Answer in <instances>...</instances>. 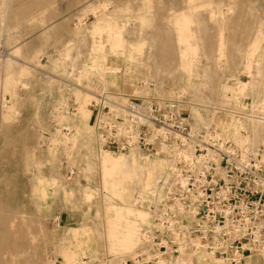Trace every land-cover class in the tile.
Masks as SVG:
<instances>
[{
    "label": "rangeland",
    "instance_id": "1",
    "mask_svg": "<svg viewBox=\"0 0 264 264\" xmlns=\"http://www.w3.org/2000/svg\"><path fill=\"white\" fill-rule=\"evenodd\" d=\"M98 79L153 82L195 129L259 145L264 124L217 110L237 105L225 93L264 99V0H0V264H120L137 249L150 214L136 197L167 163L100 159L82 88ZM69 107L73 132L52 130Z\"/></svg>",
    "mask_w": 264,
    "mask_h": 264
},
{
    "label": "built area",
    "instance_id": "2",
    "mask_svg": "<svg viewBox=\"0 0 264 264\" xmlns=\"http://www.w3.org/2000/svg\"><path fill=\"white\" fill-rule=\"evenodd\" d=\"M90 82L82 88L92 102L98 149L167 163L166 177L136 197L150 221L137 249L120 264H264V138L259 145L240 144L234 136L242 128L224 136L217 129L196 130L182 111L187 102L158 97L153 82H140L131 93L101 79ZM232 82L239 87L237 79ZM224 95L237 105L217 111L237 123L264 124V99ZM59 114L74 116L71 107L55 113L52 130L72 133V124Z\"/></svg>",
    "mask_w": 264,
    "mask_h": 264
},
{
    "label": "bare ground",
    "instance_id": "3",
    "mask_svg": "<svg viewBox=\"0 0 264 264\" xmlns=\"http://www.w3.org/2000/svg\"><path fill=\"white\" fill-rule=\"evenodd\" d=\"M197 130V129H196ZM263 138H264V132L262 133V134H260V137H259V140H263ZM96 143H97V141H96ZM253 145H255V144H253ZM97 149H98V146H97ZM98 151V154H102L101 156H100V159L102 160V158L104 157V155L106 154V153H109V152H106V151H100L99 149L97 150ZM131 155H136V154H131ZM106 161V160H105ZM108 162V161H107ZM124 176V174L122 173V177ZM131 177H133V176H131ZM131 234L133 233L132 231L130 232ZM131 235H129V236H127V238H130L131 239ZM127 244H130V243H127Z\"/></svg>",
    "mask_w": 264,
    "mask_h": 264
}]
</instances>
